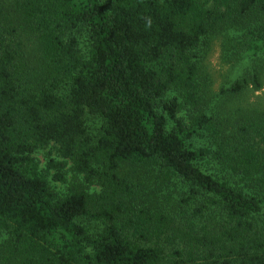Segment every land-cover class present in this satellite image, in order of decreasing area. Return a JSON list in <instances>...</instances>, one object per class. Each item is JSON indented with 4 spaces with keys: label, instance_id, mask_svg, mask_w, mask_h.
Wrapping results in <instances>:
<instances>
[{
    "label": "trees",
    "instance_id": "trees-1",
    "mask_svg": "<svg viewBox=\"0 0 264 264\" xmlns=\"http://www.w3.org/2000/svg\"><path fill=\"white\" fill-rule=\"evenodd\" d=\"M228 29L252 64L220 91L257 90L264 0H0V264H264V113L202 103L196 52ZM150 174L185 218L137 198Z\"/></svg>",
    "mask_w": 264,
    "mask_h": 264
},
{
    "label": "rangeland",
    "instance_id": "rangeland-1",
    "mask_svg": "<svg viewBox=\"0 0 264 264\" xmlns=\"http://www.w3.org/2000/svg\"><path fill=\"white\" fill-rule=\"evenodd\" d=\"M238 36V37H236ZM237 38H240V31L228 29L227 32L218 34L216 37L211 38L207 46H199L196 54L199 56L200 66V81L203 83V105L207 111L220 114V108H228L229 111V124L241 122L240 111L244 113L247 110H251L252 113L263 114L264 113V64L254 60L257 65L260 64V76H259V89L252 90L248 88L247 91L239 93L238 95H230L228 93L223 94L220 90L228 86L234 79L238 78L245 68L250 67L251 59L245 57L242 52L236 51L234 42ZM83 49L82 45H80ZM251 62V64H250ZM250 64V65H249ZM237 112V113H236ZM184 115L183 112L180 113ZM248 114V113H246ZM91 123V122H90ZM196 145L207 146L208 142L203 139H195ZM261 147H263L260 144ZM33 157L38 163L40 169L45 168L46 162L49 158L60 161L61 158L57 156L52 144H48L44 148L36 149L33 152ZM203 169L207 168L208 171L217 175L222 174L217 167L216 161L206 158L202 160ZM52 169L48 170L47 179L49 180V186L51 189L62 196L66 193L69 184L73 181L82 182V176L72 173L69 169V163L66 162L61 172L64 176V181H53L50 176ZM84 188L88 193H95L99 190V186L96 183H83ZM244 190L250 192L255 189L254 186L245 187L243 182H238ZM137 192V198L152 208H161L165 212L171 214L176 222L185 218L189 213L187 204L182 203L180 198L185 196V189L182 183L177 179H172L167 182H160L149 175V178H143L141 184L135 187ZM86 227H89L90 232H94L96 222L81 219ZM264 221V207L261 210L260 218L257 219L258 223ZM165 252H168L172 247L164 245Z\"/></svg>",
    "mask_w": 264,
    "mask_h": 264
}]
</instances>
